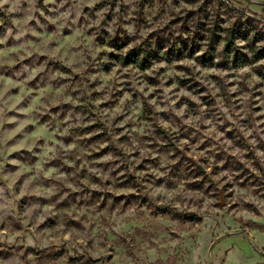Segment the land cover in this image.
Here are the masks:
<instances>
[{"label":"rangeland","instance_id":"obj_1","mask_svg":"<svg viewBox=\"0 0 264 264\" xmlns=\"http://www.w3.org/2000/svg\"><path fill=\"white\" fill-rule=\"evenodd\" d=\"M238 18L264 0H0V264H264Z\"/></svg>","mask_w":264,"mask_h":264},{"label":"trees","instance_id":"obj_2","mask_svg":"<svg viewBox=\"0 0 264 264\" xmlns=\"http://www.w3.org/2000/svg\"><path fill=\"white\" fill-rule=\"evenodd\" d=\"M235 12L239 17L244 16L241 12ZM252 22L248 18L244 21L238 18L233 25L223 31V38H218L223 42L222 54L225 58L222 60V65H228L227 61H229L233 69L252 67L256 76L264 81V34L257 31ZM239 42L246 43L247 46L243 48L246 53L239 48ZM200 61L203 65H211L212 58L203 56ZM123 63L137 65L142 70L148 67V64L141 61L137 55L124 59Z\"/></svg>","mask_w":264,"mask_h":264}]
</instances>
